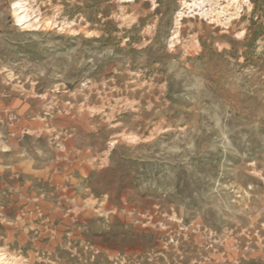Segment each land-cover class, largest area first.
Listing matches in <instances>:
<instances>
[{"label": "rangeland", "instance_id": "rangeland-1", "mask_svg": "<svg viewBox=\"0 0 264 264\" xmlns=\"http://www.w3.org/2000/svg\"><path fill=\"white\" fill-rule=\"evenodd\" d=\"M5 97L95 204L40 240L0 189V264H264V0H0Z\"/></svg>", "mask_w": 264, "mask_h": 264}, {"label": "crops", "instance_id": "crops-1", "mask_svg": "<svg viewBox=\"0 0 264 264\" xmlns=\"http://www.w3.org/2000/svg\"><path fill=\"white\" fill-rule=\"evenodd\" d=\"M0 120L5 121L0 132V189H9L20 198L21 212L31 222L24 228L36 229L40 240L48 233L61 237L79 228V217L91 214L95 204L88 188H82L92 170L91 153L72 148L69 137L63 146L56 140L62 136L57 122L29 118L18 100L0 99ZM32 135L49 136L51 150L25 151L20 142Z\"/></svg>", "mask_w": 264, "mask_h": 264}]
</instances>
